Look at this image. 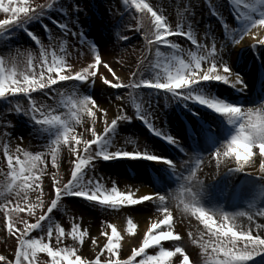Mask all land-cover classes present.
<instances>
[{
  "label": "snow or ice",
  "instance_id": "obj_1",
  "mask_svg": "<svg viewBox=\"0 0 264 264\" xmlns=\"http://www.w3.org/2000/svg\"><path fill=\"white\" fill-rule=\"evenodd\" d=\"M56 2L57 0H52V2L41 4L30 2V0H0V12L8 14V18L0 19V33L7 31L12 26L45 16ZM232 3L239 10L238 19L246 25L242 31L236 29L230 31L229 25L224 24L225 31L230 36L232 44L239 45L245 37H251L255 41L251 46H264V0H232ZM123 4L129 9L134 8L135 13L139 14L133 16L136 22L135 27L126 24L123 29L126 28L128 31L134 32H140L143 29L148 50L151 51L152 46L156 45L155 56L157 62L154 67L162 68L163 73L157 72L154 78H144L143 73H140L141 78L139 80L133 79L131 83H123L109 63L103 60L101 51L94 44L86 41L83 32L72 30L68 23L59 24L58 26L65 36L70 33L72 37L78 39L81 46H89L93 56V62L78 71H74L72 64L68 62L67 57L70 53L65 47L68 44L67 39L63 40L60 46V52L63 55H57L55 45L52 43L51 30L47 26H45V30L50 33L48 46H45L35 33L29 32L39 49L38 65L34 62L37 58L30 51L23 71H18L14 56L9 58V66L5 56L0 55V99L23 95L28 99L30 108L26 110L20 103H16L11 111L23 112L39 125L60 129L59 134L48 145L53 166L59 167L58 158L62 144L68 145L70 154H75L71 180L61 186L59 179L53 176L55 199L51 201L47 211L36 218L35 223L24 221V227L21 230L16 227L14 217L19 216L24 211H27L29 216H33L38 208L43 207L44 202L41 197H37L38 203H32L29 200V193L40 189L41 196L43 195L40 187L42 184L40 177L44 173V168L41 165H46L45 153L33 154L19 145L15 147L13 152L9 146L10 140L9 143L4 144L3 152L7 159L8 172L4 173L7 177L6 182L0 183V211H3L6 216L7 232L10 236L16 238L17 248L14 260H10L6 255H0V264H39L38 256L40 253H47L51 257V264H172L171 258L177 256V254H180L182 258L179 260V264H191L190 257L185 252L182 244H175L173 250L161 244L162 241L178 242L182 240L181 236L173 231V214L169 210L168 198L165 195L155 193L154 195L136 196L135 191L131 189L121 191L114 181L112 187L108 188L95 176L89 177V173L94 172L93 162L101 158L105 160L121 158L148 159L162 161L176 168L177 165L173 161L152 154L146 147L143 150L136 149L133 151L123 148H117L114 151H97L96 146L110 144V135L115 131L119 122L130 120L131 117L117 115L115 119L109 121L107 118L108 111L98 105L94 97L81 95L78 88L74 86L76 82L96 85L99 78L103 86L111 88H131L133 90L141 87L151 88L183 96L187 100H196L215 112L226 116L229 123L236 125V132L230 141L214 152L217 168L227 158H232L236 167L231 169L245 170L246 166L254 163L252 157L255 148L259 149V156L264 160V107L256 109L242 108L212 96L196 94V86L209 81L224 82L233 87L244 86L242 77L233 72L223 58L222 53L226 47L225 44H220L218 51L217 43L213 40L211 48L208 50L207 45L198 43L195 34L191 30V25L188 26L187 31H185L182 23H178L173 29L164 15L163 9L155 8L147 0H123ZM214 14L218 13L214 12ZM117 35L120 36V32ZM174 36L184 37L196 46L198 52L187 51L189 59H185V49L170 39ZM120 38L123 40L130 39L127 35ZM161 46L172 49L171 54L165 56L160 50ZM16 51L19 54V49ZM76 51L80 52V49H76ZM80 54L83 55L82 52ZM205 61H207V66H203ZM141 62L143 63V61ZM101 65L118 82L114 83L113 80L102 74L98 77ZM132 76L135 78L137 72H133ZM56 85H60V88H55ZM37 91L44 92L45 95L54 92L56 96L60 97L56 108L43 104L37 106L36 100L32 98V93ZM116 99L120 100L123 97L117 96ZM94 108L95 111H93ZM220 108L234 109V111L218 110ZM57 109H65L66 111L54 114ZM137 109H139V105H137ZM97 112L104 117L103 133H98L95 128ZM84 115H89L93 121V127L90 129L93 139L90 140H83L75 131L76 125L82 123ZM139 118L145 120L157 135L163 136L170 143H178L174 137L158 130L146 113L141 111ZM3 135L10 136V133L5 132ZM238 142H243L248 146L246 154H237L236 144ZM81 144H83L82 149ZM93 146H95L94 150ZM81 152H83V155H81ZM202 163L203 158L196 159L194 163L191 160L186 161L184 164L189 169V176L183 179L186 181L195 179L196 171ZM260 167L264 171V163H261ZM197 183L199 187L196 191H193L190 184L181 185V192L176 196V199L183 204L185 212L194 215L207 229L208 240L204 239L203 233L200 234L198 240L193 237L192 233L188 234L192 238V243L198 244L202 250L204 264H249L254 258L264 256V224L255 223L254 219L257 216L264 217V209L255 212L241 211L235 214L219 210H207L198 203L197 193L200 191L203 182L197 181ZM12 195L17 197L15 203L9 199ZM69 195L81 197L114 213H119L126 207L133 208L145 202H153L157 206L155 214H162V219H158L151 224L144 235L142 244L133 248L127 259L120 258L122 236L117 230V226L113 223L104 225L101 236L106 237L107 242L94 260L84 259L77 254V246L61 247L60 245L66 236H70L73 241L83 245L85 238L88 236L87 230H82L80 224L74 222L71 231L66 233L65 229L52 218V214L60 206L61 200ZM21 200L23 205L20 202ZM241 216H247L249 221V226L246 229L236 223L237 217ZM217 217L221 218L219 225H217ZM45 221H47V224L44 223ZM162 225L166 226L167 230H164ZM136 227L133 218L129 217L127 219L128 233L134 234ZM108 229L111 230L110 234ZM35 230H40L45 235H41L39 238H30L31 233ZM254 230L256 234H253ZM54 233L55 247L51 243ZM45 239H47V243ZM91 242L93 244L98 243L95 238ZM153 245L160 246L158 254L151 255L146 251ZM210 249L211 251H209ZM105 252L107 258L102 261L101 256H104ZM138 257L139 259H137Z\"/></svg>",
  "mask_w": 264,
  "mask_h": 264
},
{
  "label": "rangeland",
  "instance_id": "obj_2",
  "mask_svg": "<svg viewBox=\"0 0 264 264\" xmlns=\"http://www.w3.org/2000/svg\"><path fill=\"white\" fill-rule=\"evenodd\" d=\"M152 1L154 6L163 9L164 15L174 27H176L178 23H182L184 25V28L188 30V26L191 25V30L193 31L195 36H197L200 44L207 45L208 50H210L213 40H215L217 43L218 51L220 44H225L226 47L224 49V52L222 53L224 60L227 61L230 67L236 64L234 53L237 50L238 45H233L230 40V36L224 35L220 31V28L217 26L218 24H216V16H221L225 21V9L223 7V0ZM30 2L43 4L50 2V0H30ZM56 6L67 7L70 10V17L65 20H72L75 17L77 26L81 25L77 21V19L83 17L92 19L90 25L94 24L95 27H91V33H93V37L91 38H93V40H96V47L101 51L103 60L109 63L112 68L119 67V65L124 67L128 73L127 78L123 79L122 77H120V81L128 84L131 83L133 79L137 80L138 78H140V73H143V75L145 74L147 62L149 59L148 53H150L152 50L149 51L148 47L146 46L143 29L140 32L128 31L126 28L123 29L126 24L135 27L136 22L133 19V16H138V13H129L124 19H121L119 23L116 21L118 18H120L121 12L126 9V6L123 4V0H57V2L54 4V7ZM54 7L48 10L47 14H52L50 12L54 9ZM214 12L218 14H214ZM5 18H8V14L0 12V19ZM43 18L44 16L40 19ZM36 20L37 19H33L29 22H26V24L23 23L20 25L12 26L7 31L3 32L5 33V36H0V55L5 56L6 62L9 63V66V58L14 56L16 59L18 71L24 70L27 63V55L29 51L37 58L34 62L37 65L39 64V49L36 46L35 40H33L31 36H27L23 31H21L22 29H24V27L31 28L34 31L33 33L39 36L45 46H48L50 43L49 39H46L45 36L39 32V23L37 22L39 20ZM82 27L84 26L82 25ZM99 28L100 30H98ZM50 29L53 37L52 43L55 45L57 55H63V53L60 52V46L62 45L64 39L60 34H56L54 31H52V28ZM232 29L236 28H229L230 31ZM118 32H120V36L117 35ZM123 35H127L130 38L136 35L135 42L128 45L127 40H123L120 38ZM185 46V59H189V57L187 56V51L190 50L193 52H198L197 48L191 46L190 48H188V45ZM153 47L156 48V45H153L152 49ZM245 48L248 51V47L245 46ZM17 49H19V54L16 51ZM68 53H70V55H68L67 57L70 64L71 62L73 63L76 60H80V58H82L78 54L76 55L74 51H68ZM107 53L112 56V61H116L117 64H111L110 62H108V60L104 59L107 56ZM162 53H164L165 55V52ZM71 56L79 58L75 60L72 59ZM152 56L153 59L156 58L155 52H151V57ZM83 61L84 60H81V62ZM141 61H143V63ZM89 63L85 64L83 67H86ZM76 65L77 64H72L73 70ZM203 66H207V61L204 62ZM254 67L255 66L252 65L250 66L249 63L246 68L242 70V73H238L239 75L242 74L246 79V88L243 92V95L247 94L248 90L252 92L254 89L253 85H259L261 81L258 75L256 76V73L254 72L255 69H253ZM233 71H235V69H233ZM100 72L103 73V76L110 79L102 65L99 69V73ZM133 72H137V76L135 78L132 76ZM110 80H113V78H111ZM211 82L212 81L205 82L203 85H198L197 90H201L203 92L202 94L206 96H221L226 93L222 85L213 84ZM221 83L225 84L224 82ZM74 86L78 88L81 95H83V93L85 92V95L94 97L97 100V104L108 111L107 118L109 121L115 119L117 115H127L131 117L130 120L119 122L115 131L110 135L109 145L98 146H100L101 148H105V150L111 151H114L117 148H123L128 151H133L136 149L143 150L146 147L151 153H154L152 151V149L154 148L152 145V141H149V139L140 130L138 124L135 122V116L131 104V95L133 93L131 89L125 88L120 92L111 91L110 87L103 86L100 83L99 78L97 79L96 85H80L76 82ZM54 87L60 88V85H56ZM256 90L257 87L255 91ZM263 91L264 90L262 89V92L253 101V103L246 100L231 99V104L240 106L242 108L256 109L264 107V104H261L262 101H264ZM232 92H234V90H232ZM117 96H122L123 99L118 100L116 99ZM32 98L36 100L37 106L43 104L51 106L52 108H56V105L60 100V97L56 96L54 92L45 95L44 92L41 91L33 92ZM175 99L177 98L174 94L170 97L164 98L160 95L158 96L152 93H148L147 97H144L145 105L142 106V111L146 113L153 122H155L159 129L167 132L170 136L174 137L176 141H180L179 146L181 147L180 149L184 152V154L181 155L180 152H177V159H174L173 161L177 160L175 161L177 165H179L180 168L186 171V176L183 178H187L189 176V169L184 164L186 161L191 160V162L194 163L196 159L203 158V162H206L211 155H215L214 152L217 149H219L222 145H226L233 135H225L222 137L223 134L221 133V131L216 126H212V133L206 130L201 131L200 129H197L193 133L195 140L191 139V141L195 142L192 145L188 144L186 142L187 139L184 138V134L182 135L180 131L181 129L179 127H175V124H173L172 122H169L173 118L176 119L175 110L177 108V102ZM177 101L181 102L178 99ZM16 103H20L21 106L26 110L30 108L29 101L26 97L14 98L13 101L0 100V183H5L7 180V177L4 175V173L8 172V167L3 148L5 143H9V140V146L12 148L13 152L15 151V147L20 144L21 148L26 151L32 152L33 154L40 152L45 153L44 159L46 160V165H41V167L44 168V173L40 177L42 181L40 187L43 191V195L41 196L40 189L29 193V200L32 203H38L37 197L40 196L44 202L43 207L38 208L35 215L33 216H29L27 211H24L20 213L19 216L14 217L16 221V227L22 230L24 227V221H27L28 223H35L36 218L39 215L45 213L47 211V208L50 207L51 201L55 198L53 176H56L59 179L61 186L71 180V172L74 168L75 154H70L68 145L62 144L60 147V155L58 158L59 167L53 166L48 145L59 134L60 129L39 125L35 120H33L30 116L24 114L23 112L11 111ZM63 111L66 110L57 109L56 113L54 114H60ZM98 120H100V122L97 121V119L95 122L96 131L98 133H103L104 117L101 113H99ZM96 123H99V125H101L100 130L98 129ZM5 125H7V127H5ZM92 127V118L89 115H84L82 118V123L76 125L75 131L76 134L80 135L83 140H90L93 139L90 131ZM5 132L10 133V136L3 135V133ZM201 141H206L205 147H201ZM98 146H96V150H102ZM80 147L82 149L83 144H81ZM94 149L95 146H93V150ZM253 153L254 155L252 157V160L254 161V163L246 166L245 170H240V173L237 172V174L233 177L234 181H232L231 183L230 190L225 191V193H229L228 198H231L234 190V184L236 183V180H239V178H241L240 175L243 174L242 179H244L245 182L239 187L241 189L240 198L244 199V208L233 212H255L257 210L264 209V171H262L260 167L261 163H264V160H262V158L259 156L258 148L253 149ZM81 155H83V152H81ZM93 163L95 166L94 172H90L89 177L95 176L97 179H100L101 182L104 183V185L108 188L112 187V183L114 181L121 191H127L133 186V184H135L134 178H136L137 175L142 174L141 169L145 170V172L149 174L151 169L145 164H138L136 169L131 167V170L133 172L129 174L124 169H119L120 167H117L119 165L114 167V165L104 164L98 160H95ZM203 166L204 164L202 163L199 169L196 171L195 179L186 181L182 178V182L179 183L178 188L169 187V183L164 182L160 186L156 184L157 189L155 190V192L165 195L168 198L169 210L174 216L173 231L174 233H178L181 236L182 240L179 241V244H182V246L185 248V252L194 261V264H204V255L202 254V250L199 248L198 244L192 243V238H190L188 234L192 233L193 237H195L197 240L199 239L201 233L204 234L205 240H208L209 236L204 224L200 220H197L194 215L185 212L183 210V204H181L176 199V196L181 192V185H184L186 183L192 186L193 191H196L198 189L199 185L197 181H201L203 178H205H199V172L201 167ZM230 166H232V168L236 167L235 161L232 158H229V163L220 167V169L211 177V180L209 178L207 179V182L209 184L201 188L197 193V199L200 206L204 207L205 209L208 205L215 207L214 202H216L218 206L221 205L219 211L226 213L232 211L230 208H228L230 200L229 202H227V204H220V202H226L227 200V196H225L223 188L219 187V189H217L218 191L215 199L214 196L211 197L206 191L211 187H214L213 184L218 180L221 172L227 169L226 167ZM156 177L158 178L157 182H159V176L157 175ZM161 186H164V188L161 189ZM246 195L248 196L246 197ZM9 199L12 200L13 203H15L17 197L15 195H12L9 197ZM212 199H214L213 202ZM20 202L23 205V201L21 200ZM156 207L157 206L153 202H150L149 204L138 207L143 208V211L139 214L135 211L138 208H124L119 213H114L110 210H105L102 207L81 202L80 200H76L71 195H69L61 200L60 206L56 210H54L52 218L56 223H58L65 229L66 233H69L71 231L72 224L74 222L79 223L82 230H87L88 236L85 238V242L83 245H79V243L77 241H73L70 236H66L60 246H77V254L81 255L82 258L88 260H94L103 248V245L107 242V238L101 236V231L104 228L100 230L95 229V231H92L91 227H88V225H91L96 221H100V223L106 225L114 220H120L121 217L125 218V228L120 231L122 236V240L120 243V258L127 259L131 255L132 249L140 239L138 234V227H136L134 234L128 233V217L133 218L134 215H144L145 217H143L142 222H145L147 220L156 221L158 219H162V214H155ZM147 215L148 217H146ZM87 218H91L92 220H94V222ZM261 218L264 220V217ZM220 222L221 220H217V225H219ZM6 223L7 219L4 212L0 211V255H6L11 260L10 255L12 253L13 247L16 245L17 240L15 237L8 234ZM44 223L47 224V221H45ZM255 223L257 222L255 221ZM239 225L244 228L243 224ZM247 226H249V224H247ZM163 229L167 230L166 226ZM32 233L34 235L31 236V238H39L41 235H45V233L41 232L40 230H35ZM253 234H256L255 230ZM93 236H96L95 239L98 241L97 244H93L91 242ZM102 237L103 239L102 241H100ZM125 239L126 241L123 242ZM45 242H48L47 239H45ZM51 243L55 247V233ZM175 244L177 243H170L165 245V247L173 250ZM146 251L151 255L158 254V251L153 252L148 249ZM209 251H211V249ZM106 258L107 253L105 252V255L101 256V260L103 261ZM180 259H182L180 257V254L172 257V264H179ZM38 262L39 264H51V257H49L47 253H40L38 256ZM249 264H264V256H258L254 258L249 262Z\"/></svg>",
  "mask_w": 264,
  "mask_h": 264
},
{
  "label": "bare ground",
  "instance_id": "obj_3",
  "mask_svg": "<svg viewBox=\"0 0 264 264\" xmlns=\"http://www.w3.org/2000/svg\"><path fill=\"white\" fill-rule=\"evenodd\" d=\"M250 40H252L251 37H245V39L243 41H241V43L238 45V48L241 47L244 44V41H245V43H248ZM70 49L74 50L75 52H76V49H80V52L78 53V55L80 57H82V58H80V60H76L79 57H72L71 56L72 59L76 60L73 63L71 62V64H73V65L77 64L76 67H74V70H78V69L82 68L85 64H87L89 62H91V63L93 62V56H92V52H91V49H90L89 46L85 45V46L77 47V48L71 47ZM238 51H239V49L236 50L235 53H234V56L236 58L238 57ZM81 52L83 53V55L80 54ZM106 55L107 56L104 58L105 60H108V62H110L111 64H117L116 61H112V56H110L109 53H107ZM81 60H84V61L81 62ZM79 65H81V66H79ZM234 67L232 68V71H233ZM236 68H239L240 72H242V69H244L245 67L239 65V66H236ZM116 69H117V72L120 75V77H122L123 79L127 78L128 73H127V71H126V69L124 67L119 65V67H116ZM239 70L236 69V72L235 71H233V72L237 73V72H239ZM100 74L103 75V73L100 72L98 74V77H99ZM239 76L242 77L244 86L243 87H234L237 92H232L231 90H229V88L226 87V94L229 95L230 97L234 98V99L254 101L255 98L257 97V91L255 93H252V96H250V97H249V95H244L243 96L242 93L245 91V87H246L245 80L246 79H245V77L243 75H239ZM228 85L231 86L230 84H228ZM231 87H233V86H231ZM262 88H263V85H262V83H260L259 84V89H262ZM83 95H85V92L83 93ZM93 111H95V108L93 109ZM98 118H99V113L97 112V121L100 122V120H98ZM96 124H97L98 129L100 130L101 125H99V123H96ZM18 145L20 146V144H18ZM204 162H203L204 166L201 167L200 172H199L200 173V177L199 178L205 177V178H203L201 180V182H203V185H202L201 188H203L204 186H207L209 184L207 182V179L209 178L211 180V177L220 169V167H222V166L226 165L227 163H229V158H227L225 160V162L223 164H221V166L219 168H217V166H216V157H215V155H211L210 158L205 163ZM136 181L138 183L137 184L136 183L133 184V186L130 188L131 190L135 191L136 196L145 195V194L154 195L156 193L151 186L146 184V183L149 182V179L146 176L137 175L136 176ZM229 181H230V179H228L227 182H229ZM211 190L212 189L210 188V189H208L206 191L212 197V196H214L215 193H213V191H211ZM215 207H216V209H215ZM215 207L211 206V205H208L206 207V209L210 210V211L219 210V208H217L216 204H215ZM142 209L143 208H138L135 211H136V213L139 214V213H141L143 211ZM238 212H241V211H237V212L229 211L227 213L235 214V213H238ZM143 217H145V216L144 215H134L133 216V220L136 221L134 223H136V225L138 227V230H139L138 231L139 238H143L144 237V235L148 231V228H149L150 224H152V222H154V221H150V220L142 222L143 221ZM146 217H148V215ZM87 219H90L92 222H94V220H92L91 218H87ZM96 219H98V218H96ZM255 219H256L255 221L257 223L264 224V220L261 217L257 216V217H255ZM217 220L220 221L221 218L217 217ZM246 220H247V217H243V216L237 217L236 223H237V225L243 224L244 228H247L248 227L247 224H249V222L246 221ZM109 223L115 224L117 226V230H119V232H120L121 230H123V228H125V223L126 222H125V218L121 217L120 220H114V221L109 222ZM88 227H91V230L95 231V229L100 230V229L104 228V225L102 223H100V221H96L95 223H93L91 225H88ZM110 231L111 230L108 229L109 234H110ZM95 237L96 236H93V238H95ZM102 239H103V237L100 239V241H102ZM125 241H126V239L123 242H125ZM88 243H89V240H88Z\"/></svg>",
  "mask_w": 264,
  "mask_h": 264
},
{
  "label": "clouds",
  "instance_id": "obj_4",
  "mask_svg": "<svg viewBox=\"0 0 264 264\" xmlns=\"http://www.w3.org/2000/svg\"><path fill=\"white\" fill-rule=\"evenodd\" d=\"M218 110H221V111L233 110L234 111V109H224V108H220ZM236 150H237L238 155H244L248 152V146L244 144L243 142H238L236 144Z\"/></svg>",
  "mask_w": 264,
  "mask_h": 264
}]
</instances>
